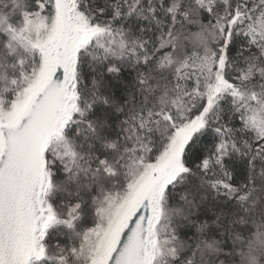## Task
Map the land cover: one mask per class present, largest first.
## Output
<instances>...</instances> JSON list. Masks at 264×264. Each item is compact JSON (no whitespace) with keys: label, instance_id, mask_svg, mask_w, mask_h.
Here are the masks:
<instances>
[{"label":"snow or ice","instance_id":"obj_1","mask_svg":"<svg viewBox=\"0 0 264 264\" xmlns=\"http://www.w3.org/2000/svg\"><path fill=\"white\" fill-rule=\"evenodd\" d=\"M0 264H264V0H0Z\"/></svg>","mask_w":264,"mask_h":264}]
</instances>
